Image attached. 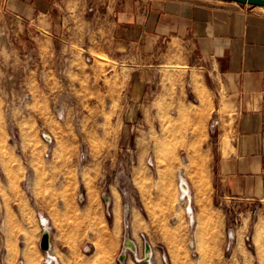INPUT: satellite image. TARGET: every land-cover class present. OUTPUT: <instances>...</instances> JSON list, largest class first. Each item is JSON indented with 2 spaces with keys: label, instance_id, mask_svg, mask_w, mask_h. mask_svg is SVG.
<instances>
[{
  "label": "rangeland",
  "instance_id": "obj_1",
  "mask_svg": "<svg viewBox=\"0 0 264 264\" xmlns=\"http://www.w3.org/2000/svg\"><path fill=\"white\" fill-rule=\"evenodd\" d=\"M17 6L0 0V264H44L49 252L59 264H264V94L225 107L211 66L179 55L149 66L112 35L85 47L83 23L73 37ZM241 111L261 114L252 140L260 168L238 191L221 170ZM180 175L190 204L180 198ZM43 219L48 250L40 247ZM146 242L152 255L142 261Z\"/></svg>",
  "mask_w": 264,
  "mask_h": 264
},
{
  "label": "crops",
  "instance_id": "obj_2",
  "mask_svg": "<svg viewBox=\"0 0 264 264\" xmlns=\"http://www.w3.org/2000/svg\"><path fill=\"white\" fill-rule=\"evenodd\" d=\"M17 5L23 16L45 17L54 32L67 29L76 37V24L83 23L85 47L95 35H112V43L152 60L149 66L161 60L168 65L178 55L189 66L199 64L204 71L211 66L215 92L224 87L228 94L225 107H245L246 95L264 94V13L260 11L246 15L233 5L212 0H17ZM102 37L100 50L107 53L103 44L109 39ZM197 77L208 98L206 83ZM131 83L139 84L136 92L142 95L145 80L135 69ZM239 94L240 100L232 97ZM222 106L216 104L217 109ZM259 114L241 111L235 117L237 141L221 170L227 174L224 185L232 190H246L249 179L258 176L250 174L260 168L257 145L252 143Z\"/></svg>",
  "mask_w": 264,
  "mask_h": 264
},
{
  "label": "bare ground",
  "instance_id": "obj_3",
  "mask_svg": "<svg viewBox=\"0 0 264 264\" xmlns=\"http://www.w3.org/2000/svg\"><path fill=\"white\" fill-rule=\"evenodd\" d=\"M234 2H236V1H234ZM260 7V6H259ZM262 7V6H261ZM182 183H185L186 184V187L182 184ZM178 189H180V198L181 199H184V198H187V202L189 203V198H190V189H189V186H188V184L186 183V180L184 179V177L182 176V175H180V179H179V183H178ZM190 204V203H189ZM189 204H188V206H187V212L189 213V217H191V220H194V217H193V209H192V206L190 205L189 206ZM43 222H44V228H43V230H47L48 232H49V230H48V224H47V222H46V220L45 219H43ZM132 249L133 250H137V248H136V243L133 241V243H132ZM50 253V252H49ZM48 253V256H47V259H46V264H59L58 263V260H57V257L56 256H54L52 253V255L51 254H49ZM151 255H152V249H147L146 251H145V254H144V256H143V258H142V261H143V259L145 258V257H147L148 258V261L150 260V258H151ZM28 261L30 262V260L28 259ZM21 264V263H20ZM152 264V263H151Z\"/></svg>",
  "mask_w": 264,
  "mask_h": 264
},
{
  "label": "water",
  "instance_id": "obj_4",
  "mask_svg": "<svg viewBox=\"0 0 264 264\" xmlns=\"http://www.w3.org/2000/svg\"><path fill=\"white\" fill-rule=\"evenodd\" d=\"M229 1H236V2L238 1V2H240L242 4H247V5H251V6L254 5V6H262V7H264V0H229ZM46 136L49 139H51V136H48V135H46ZM182 184L186 187V184L185 183H182ZM107 198H109V197L106 196V199ZM132 243H133V240L132 239H130V240L127 239L126 242H125V246L128 247V248H131L133 246ZM50 246H51L50 233L47 230H44L43 231V234H42V240L40 242V247H41L42 250H48L50 248ZM145 248H146V250L147 249H151V246H150V244L148 242H146ZM125 257H126V255L124 253H122L120 255V261L121 262L124 261L125 260ZM145 260H148V258L145 257L143 259V261H145ZM44 264H46V262H44Z\"/></svg>",
  "mask_w": 264,
  "mask_h": 264
}]
</instances>
